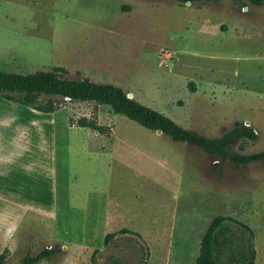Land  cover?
<instances>
[{
	"label": "rangeland",
	"instance_id": "rangeland-1",
	"mask_svg": "<svg viewBox=\"0 0 264 264\" xmlns=\"http://www.w3.org/2000/svg\"><path fill=\"white\" fill-rule=\"evenodd\" d=\"M55 66L71 79L119 86L207 137L220 138L239 120L257 138L209 154L105 104L39 97L37 104H58L46 128L32 124L29 106L0 96L4 137L19 132L21 142L36 146V157L0 165V185L29 198L45 191L39 161L53 139L58 191L48 213L15 215L10 203L0 209V219L14 215L12 241L0 245V253L8 250L6 264L43 248L57 251L36 264H92L96 249L98 264H140L144 242L148 264H195L218 215L255 229V264H264V159L241 164L226 155L264 151V4L0 0V68L24 74ZM80 118L99 129L77 125ZM124 227L144 241L125 233L104 244L106 233Z\"/></svg>",
	"mask_w": 264,
	"mask_h": 264
},
{
	"label": "trees",
	"instance_id": "trees-1",
	"mask_svg": "<svg viewBox=\"0 0 264 264\" xmlns=\"http://www.w3.org/2000/svg\"><path fill=\"white\" fill-rule=\"evenodd\" d=\"M185 3L186 1H213L219 0H174ZM242 0H232L239 3ZM254 5H263L264 0H249ZM65 69L55 66L50 70H36L30 73H17L4 71L0 68V96L17 102L24 106L33 107L42 112H53L58 104L48 101L46 104H37L39 97H59L71 101H95L105 104L117 114H123L128 119L139 125L169 136L173 141L187 143L202 148L209 154H221L226 143L241 139H256L257 134L250 125L236 120L230 128L224 127L220 138H210L195 130L186 129L163 113L146 106L133 97H128L127 92L111 83H100L92 80L71 79L65 76ZM77 125L99 129V126L86 118H80ZM230 160L247 164L264 159V151L250 155L238 153L226 154ZM134 234L143 238L138 232L129 228H121L118 231L108 232L104 237L107 246L111 239L118 234ZM256 232L247 223L231 216L218 215L207 226L201 237L195 264H255L256 262ZM144 241V240H143ZM144 252L140 264H148L149 248L145 242L139 246ZM59 249V248H58ZM55 248H43L38 253L26 254L18 264H36L54 252ZM94 250L91 263L98 264L97 254ZM8 250L0 253V264H6ZM119 264V259L114 258Z\"/></svg>",
	"mask_w": 264,
	"mask_h": 264
},
{
	"label": "crops",
	"instance_id": "crops-1",
	"mask_svg": "<svg viewBox=\"0 0 264 264\" xmlns=\"http://www.w3.org/2000/svg\"><path fill=\"white\" fill-rule=\"evenodd\" d=\"M7 101H11V100H7ZM28 108H29V112L35 115L34 119L31 120L32 124L36 126L40 124L41 126L44 127H46V125H50L53 127L52 112H42V111L38 112L35 108L32 107H28ZM17 109L18 111H20V107H18ZM31 121H29V124H31ZM10 122L15 124L16 119H12V120L10 119ZM2 132L3 129L0 130V165L18 164L20 163V159L23 157L26 158L36 157L35 144L32 147L30 142L28 144L27 142H21L19 132H17L16 134L15 131H13L14 137L11 136V139L5 138ZM15 135H17V137H15ZM46 150L47 151L46 154L44 155V158H41L39 163L41 167H44V172H45L44 174L47 177V180L49 181L48 186H46L48 188L44 189L45 191L42 190L36 191V189L34 188L35 189L34 192L30 193V196L32 197L29 198L25 195L13 192L12 190L8 189L5 186V184L4 185L1 184L0 198H7V199L10 198L7 200V202L2 201V199L0 200L1 210L2 207L5 205V203H10L11 210L14 211L15 215L20 213L21 211L31 212V211L39 210L42 212L44 211L45 213H48V211H52V205H54L55 198L58 193L57 178L55 171V143L53 139H51L48 142ZM39 163H36V166ZM43 197H45L46 200H43L42 199ZM13 218L14 215L12 217L11 214H8V216H5L2 219H0V245L5 243L7 244V242L12 241L13 233L11 232L12 228H9L10 227L9 225H12V223L14 222ZM8 222L10 223L7 224ZM7 230H9L8 233Z\"/></svg>",
	"mask_w": 264,
	"mask_h": 264
},
{
	"label": "water",
	"instance_id": "water-1",
	"mask_svg": "<svg viewBox=\"0 0 264 264\" xmlns=\"http://www.w3.org/2000/svg\"><path fill=\"white\" fill-rule=\"evenodd\" d=\"M186 3H190V1H186ZM85 81H88L87 78H83ZM128 97H131L130 95H128ZM157 133H161V130L160 129H157L156 130Z\"/></svg>",
	"mask_w": 264,
	"mask_h": 264
},
{
	"label": "built area",
	"instance_id": "built-area-1",
	"mask_svg": "<svg viewBox=\"0 0 264 264\" xmlns=\"http://www.w3.org/2000/svg\"><path fill=\"white\" fill-rule=\"evenodd\" d=\"M66 99H68V98H66Z\"/></svg>",
	"mask_w": 264,
	"mask_h": 264
}]
</instances>
